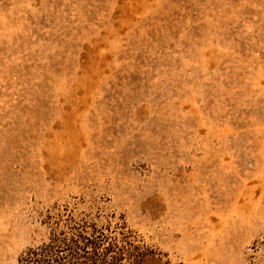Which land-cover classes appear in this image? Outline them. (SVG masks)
Returning <instances> with one entry per match:
<instances>
[{
    "label": "rangeland",
    "instance_id": "374dc122",
    "mask_svg": "<svg viewBox=\"0 0 264 264\" xmlns=\"http://www.w3.org/2000/svg\"><path fill=\"white\" fill-rule=\"evenodd\" d=\"M86 238L264 264V0H0V264Z\"/></svg>",
    "mask_w": 264,
    "mask_h": 264
},
{
    "label": "trees",
    "instance_id": "16d2710c",
    "mask_svg": "<svg viewBox=\"0 0 264 264\" xmlns=\"http://www.w3.org/2000/svg\"><path fill=\"white\" fill-rule=\"evenodd\" d=\"M71 242L72 245H67L66 243L67 246H64L63 241L56 240L53 246L55 249L59 247L70 249L68 255H60L57 250H46L47 247L44 246L43 252L31 249L29 255L24 258L23 264H120L122 259V255L116 251V243H112L110 246L105 247L104 252H100L98 248L101 246L102 240H90L86 238L85 244L86 246L92 247V251L89 252L85 248L81 253L77 251L81 249V246H77L76 241ZM126 244L130 247V244ZM112 251H116V254L112 255L109 260L108 254ZM136 262H139V260H136Z\"/></svg>",
    "mask_w": 264,
    "mask_h": 264
}]
</instances>
